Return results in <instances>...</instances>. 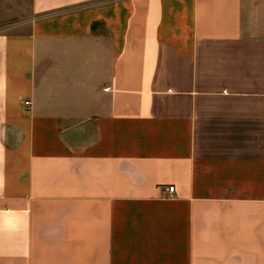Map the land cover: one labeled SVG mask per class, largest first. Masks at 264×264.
Returning <instances> with one entry per match:
<instances>
[{
    "label": "crops",
    "instance_id": "obj_1",
    "mask_svg": "<svg viewBox=\"0 0 264 264\" xmlns=\"http://www.w3.org/2000/svg\"><path fill=\"white\" fill-rule=\"evenodd\" d=\"M0 264H264V0H0Z\"/></svg>",
    "mask_w": 264,
    "mask_h": 264
},
{
    "label": "built area",
    "instance_id": "obj_2",
    "mask_svg": "<svg viewBox=\"0 0 264 264\" xmlns=\"http://www.w3.org/2000/svg\"><path fill=\"white\" fill-rule=\"evenodd\" d=\"M29 103H30L29 101L26 102V104H29ZM168 190H169L170 192H174V190H175V186H170V187H168Z\"/></svg>",
    "mask_w": 264,
    "mask_h": 264
}]
</instances>
